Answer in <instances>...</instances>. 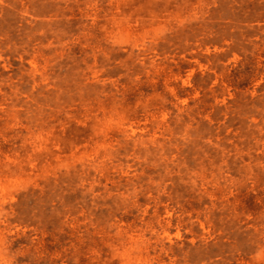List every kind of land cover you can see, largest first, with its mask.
<instances>
[{
    "label": "rangeland",
    "instance_id": "1",
    "mask_svg": "<svg viewBox=\"0 0 264 264\" xmlns=\"http://www.w3.org/2000/svg\"><path fill=\"white\" fill-rule=\"evenodd\" d=\"M0 264H264V0H0Z\"/></svg>",
    "mask_w": 264,
    "mask_h": 264
}]
</instances>
